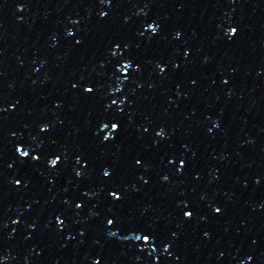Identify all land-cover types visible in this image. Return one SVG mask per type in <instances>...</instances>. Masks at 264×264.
I'll return each mask as SVG.
<instances>
[{"label": "snow or ice", "instance_id": "1", "mask_svg": "<svg viewBox=\"0 0 264 264\" xmlns=\"http://www.w3.org/2000/svg\"><path fill=\"white\" fill-rule=\"evenodd\" d=\"M217 211H219V209H217Z\"/></svg>", "mask_w": 264, "mask_h": 264}]
</instances>
